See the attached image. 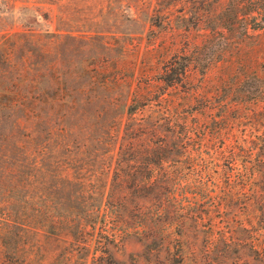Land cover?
Here are the masks:
<instances>
[{"label":"rangeland","instance_id":"rangeland-1","mask_svg":"<svg viewBox=\"0 0 264 264\" xmlns=\"http://www.w3.org/2000/svg\"><path fill=\"white\" fill-rule=\"evenodd\" d=\"M229 1L0 0V227L67 239L18 225L17 264H264V28L209 38Z\"/></svg>","mask_w":264,"mask_h":264},{"label":"trees","instance_id":"trees-1","mask_svg":"<svg viewBox=\"0 0 264 264\" xmlns=\"http://www.w3.org/2000/svg\"><path fill=\"white\" fill-rule=\"evenodd\" d=\"M250 3L253 5L252 12L245 13L243 12V8L246 6V3ZM158 5L160 3L158 2ZM158 12L161 11L160 8L157 9ZM161 13L158 14V16L161 17ZM202 18H198L197 23H199ZM209 38H215L216 36L225 35V31H235L240 25H243V31L242 33L248 34L249 28H252L254 30H261L264 28V0H230L227 7H225L223 10H220L219 8H213L212 13L209 18ZM244 23V24H242ZM163 22H158L156 20L155 25L158 27H161ZM225 38V37H224ZM10 37L8 35H5L0 40V50L3 52V54L6 55V52L10 51V43H9ZM207 41H210L208 39ZM224 47V46H223ZM220 46H216L212 53L210 54L211 57L215 60H218V57H220L221 53ZM168 50H166L167 52ZM165 52V53H166ZM171 52V50H170ZM169 52V53H170ZM187 52V50H181V51H174L173 56L169 57H163L164 59V65L162 67V72L160 74V80L167 84V86H174L175 84L183 83L184 79L188 76V67L190 63L193 61L190 59L188 62L183 63L182 59H185L186 56H184V53ZM183 53V54H181ZM7 57H9V53L7 54ZM175 59V60H174ZM195 59V58H194ZM220 60V59H219ZM130 113L133 114V110H130ZM185 126L183 130L187 133L189 131V126ZM190 136H187L189 138ZM4 219L5 224L3 227H0V237L4 238L2 240V244L4 246V254H5V260L6 264H17V261L15 260V253L17 247L12 246V253L13 254H7V245H10L11 239H7V235L14 234L17 235L16 231H14V228L18 225H21V229L27 228L28 230H32L40 237L50 238L51 236H58L55 238V240H64L67 242L66 236H62L58 233H56L57 227L55 225L50 224L49 226L46 224H42L40 226L30 225L24 222L16 221L15 223L13 219H11V213L5 212L4 213ZM48 218V216L46 217ZM3 221V220H2ZM1 221V222H2ZM86 227L82 228L81 235L84 233ZM12 242L14 243L13 239ZM82 242V240H81ZM83 242L89 244L88 241ZM71 246H75L74 242H70ZM42 247V246H40ZM73 250H76V248L72 247Z\"/></svg>","mask_w":264,"mask_h":264}]
</instances>
